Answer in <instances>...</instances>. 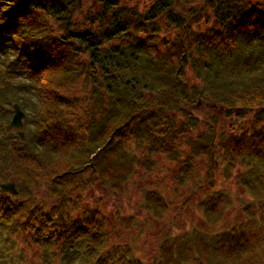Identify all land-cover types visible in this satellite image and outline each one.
<instances>
[{
    "label": "trees",
    "instance_id": "trees-1",
    "mask_svg": "<svg viewBox=\"0 0 264 264\" xmlns=\"http://www.w3.org/2000/svg\"><path fill=\"white\" fill-rule=\"evenodd\" d=\"M86 1L0 0V132L14 104L30 112L26 139L0 141V182L8 171L20 194L46 184L57 201L48 212L23 202L12 208L0 191V224L11 226L10 215L23 218L26 208L28 242L49 246L47 264H144L129 247L108 246L96 208L72 218L71 195L99 183L117 197L154 155L175 163L201 156L210 189L217 174L227 180L235 171L250 197L247 218L223 232L168 238L151 264H249L264 240V0H149L143 8L91 0L87 27L74 28ZM172 30V38L160 36ZM77 78L96 95L82 132L62 119L71 102L60 91ZM202 104L248 125L224 131ZM231 201L215 190L197 207L210 223ZM142 203L154 217L167 208L154 190L143 191Z\"/></svg>",
    "mask_w": 264,
    "mask_h": 264
},
{
    "label": "rangeland",
    "instance_id": "rangeland-1",
    "mask_svg": "<svg viewBox=\"0 0 264 264\" xmlns=\"http://www.w3.org/2000/svg\"><path fill=\"white\" fill-rule=\"evenodd\" d=\"M127 1L130 5L143 8L149 0ZM94 10L93 2L87 0L81 11L74 15L73 27L77 29L87 27L86 20ZM206 26L209 27L210 24L203 23L201 29L204 30ZM173 30L170 33L163 31L160 36L166 40L172 38ZM157 47L161 50V43ZM187 74L191 75L190 72ZM60 94L71 102L70 108L66 105L63 106L62 115L64 117L62 119L69 123V126L75 131L82 132L83 126L91 115V110L96 106V95L81 78L75 79L72 86L62 89ZM200 110L211 114L215 113L216 116L219 115L221 129L224 131H228L230 128L238 130L240 124L244 127L248 125L247 121L231 123L230 120H222L219 110L212 111V113L204 104H202ZM24 113L26 117L22 122H29L30 112L24 111ZM11 117L12 113L8 118V123ZM24 125L25 123L19 132L28 135L29 131L26 129L27 126ZM80 125L82 128L78 129ZM16 133V130L7 131L5 134L0 132V141L11 135L12 140L17 144L19 142L16 139ZM24 138L26 139L25 135ZM181 147L185 148V146ZM137 154L141 155L138 151ZM153 159L154 164L149 169H138L131 181L124 185L122 194L117 197L109 195L107 190L99 183H94L85 193L72 194L71 198L77 205V208H72L70 211L72 218L79 215L85 208H96L101 216L105 218V232L110 238L108 246L125 245L129 247L131 255L144 264H151L157 258L158 249L168 238L190 233L193 230L208 234L223 232L242 223L247 218L242 211V206L250 201V197L236 183L235 171L227 180L217 174L214 187L210 189L209 181L205 179L204 161L201 156L191 159L184 155L178 163L171 161L164 155H154ZM3 173L6 181L1 183L14 181L16 184L10 172L3 171ZM16 189L18 190L17 195H7L9 196L7 200L13 205L12 208L16 207L17 203L23 202L28 204L30 208L39 205L40 209L48 212L50 208L57 205V201L50 196L46 184L31 188L29 193L22 191L20 194L19 186H16ZM145 190L156 191L167 204L166 211L161 212L160 216L154 217L147 212L148 210L140 208L143 204V191ZM215 190L225 191L230 195L232 201L225 208L222 216L208 223L198 209L197 203ZM77 194L78 197L80 194L79 199L76 197ZM26 211L25 208L22 212L23 218L13 219L12 213L8 219L11 221V226L0 224V264H47L51 260V250H43L49 248V246L42 247L33 240L28 242V238L31 237L27 236L29 232L23 223ZM121 218L126 219L125 225L120 224ZM260 231V234L264 235V225ZM251 253L252 258L248 261L249 264H264V261L262 262L264 258V240L258 242ZM76 257L79 258V253ZM58 262L50 264H65Z\"/></svg>",
    "mask_w": 264,
    "mask_h": 264
},
{
    "label": "water",
    "instance_id": "water-1",
    "mask_svg": "<svg viewBox=\"0 0 264 264\" xmlns=\"http://www.w3.org/2000/svg\"><path fill=\"white\" fill-rule=\"evenodd\" d=\"M25 117V114L20 110L19 106L17 104L13 105V114L11 117V120L6 127V130L8 129H21L23 127V119ZM19 132V131H18ZM20 137H23V133L19 132ZM0 190L4 193H8L11 195H16L18 193L15 183H0Z\"/></svg>",
    "mask_w": 264,
    "mask_h": 264
},
{
    "label": "bare ground",
    "instance_id": "bare-ground-1",
    "mask_svg": "<svg viewBox=\"0 0 264 264\" xmlns=\"http://www.w3.org/2000/svg\"><path fill=\"white\" fill-rule=\"evenodd\" d=\"M17 105H18V104H17ZM18 106H19V105H18ZM19 108H20V107H19ZM20 110H21V108H20ZM21 111L24 113L23 110H21ZM24 114H25V113H24ZM25 117H26V114H25ZM25 117H24V118H25ZM24 123H25V122H23V124H24ZM8 124H9V123H6V125H5V131H6V132H7V131H10V132H11V131H15V130H16V129H14V130H13V129H8V130H6V127L8 126ZM19 130H20V129H17V130H16V131H17V133H16L17 135H16V136H18L20 139H23L25 133H24V132H21V133H23V137H20L19 132H18ZM13 182H14V181H13ZM0 183H1V182H0ZM14 183H15V182H14ZM15 187H16V184H15ZM0 191H1V190H0ZM17 191H18V190H17ZM1 192H2V191H1ZM7 194H8V193H7ZM17 194H18V193H17ZM17 194H16V195H17Z\"/></svg>",
    "mask_w": 264,
    "mask_h": 264
}]
</instances>
